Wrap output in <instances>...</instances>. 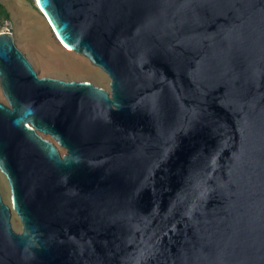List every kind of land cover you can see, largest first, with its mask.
Instances as JSON below:
<instances>
[{
	"label": "water",
	"instance_id": "water-1",
	"mask_svg": "<svg viewBox=\"0 0 264 264\" xmlns=\"http://www.w3.org/2000/svg\"><path fill=\"white\" fill-rule=\"evenodd\" d=\"M36 4L109 88L0 31V264H264V0Z\"/></svg>",
	"mask_w": 264,
	"mask_h": 264
},
{
	"label": "rangeland",
	"instance_id": "rangeland-1",
	"mask_svg": "<svg viewBox=\"0 0 264 264\" xmlns=\"http://www.w3.org/2000/svg\"><path fill=\"white\" fill-rule=\"evenodd\" d=\"M7 15L0 16V31H10L14 42L30 60L38 74L62 79L90 80L103 88H109V78L87 57L68 49L57 38L36 0H0ZM0 100L5 98L0 89ZM63 152V148H59ZM0 193L11 207L10 191L6 177L0 171ZM11 226L21 230L18 215L11 208Z\"/></svg>",
	"mask_w": 264,
	"mask_h": 264
},
{
	"label": "trees",
	"instance_id": "trees-1",
	"mask_svg": "<svg viewBox=\"0 0 264 264\" xmlns=\"http://www.w3.org/2000/svg\"><path fill=\"white\" fill-rule=\"evenodd\" d=\"M7 15L6 9L0 4V16Z\"/></svg>",
	"mask_w": 264,
	"mask_h": 264
},
{
	"label": "bare ground",
	"instance_id": "bare-ground-1",
	"mask_svg": "<svg viewBox=\"0 0 264 264\" xmlns=\"http://www.w3.org/2000/svg\"><path fill=\"white\" fill-rule=\"evenodd\" d=\"M42 12V11H41ZM42 14H43V12H42ZM44 15V14H43ZM45 16V15H44ZM46 18V17H45ZM47 21V20H46ZM57 36V35H56ZM58 38V37H57Z\"/></svg>",
	"mask_w": 264,
	"mask_h": 264
},
{
	"label": "flooded vegetation",
	"instance_id": "flooded-vegetation-1",
	"mask_svg": "<svg viewBox=\"0 0 264 264\" xmlns=\"http://www.w3.org/2000/svg\"><path fill=\"white\" fill-rule=\"evenodd\" d=\"M3 102V101H2Z\"/></svg>",
	"mask_w": 264,
	"mask_h": 264
}]
</instances>
